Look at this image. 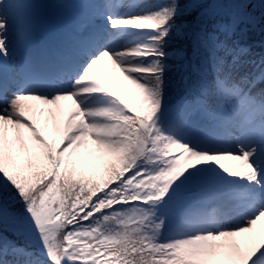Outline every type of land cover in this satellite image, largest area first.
Returning <instances> with one entry per match:
<instances>
[{"label":"snow or ice","instance_id":"1","mask_svg":"<svg viewBox=\"0 0 264 264\" xmlns=\"http://www.w3.org/2000/svg\"><path fill=\"white\" fill-rule=\"evenodd\" d=\"M191 4L100 0L17 59L0 0V264H264V0Z\"/></svg>","mask_w":264,"mask_h":264},{"label":"trees","instance_id":"2","mask_svg":"<svg viewBox=\"0 0 264 264\" xmlns=\"http://www.w3.org/2000/svg\"><path fill=\"white\" fill-rule=\"evenodd\" d=\"M211 2H213V1H211ZM218 2L225 3L227 1L226 0H218ZM191 7H192V4H191ZM222 11H227V10L225 9ZM225 22H227V21H225ZM256 36L257 35H255L254 39L252 40L253 46L249 47L248 54H247V56L244 57L245 62L243 64V66L239 68V71L241 73H247V72L253 71L254 66L251 62L254 61L258 64L261 61V59L264 58L263 47H260V43H261L260 37L257 38ZM171 48L172 47H168L166 50L171 52ZM169 64H171V61H169ZM169 79H170V81H172V90H171L170 96H171L173 103H175L179 99V96L181 94L180 91L177 90V86H176V82H175V79H176L175 72L169 73ZM180 88L182 89L183 85H181ZM260 89H264V83L257 84L255 90L258 91Z\"/></svg>","mask_w":264,"mask_h":264},{"label":"rangeland","instance_id":"3","mask_svg":"<svg viewBox=\"0 0 264 264\" xmlns=\"http://www.w3.org/2000/svg\"><path fill=\"white\" fill-rule=\"evenodd\" d=\"M100 0H98L99 2ZM169 1V0H166V2ZM227 1V0H226ZM125 3H130L131 0H124ZM164 2V3H166ZM74 3H75V0H74ZM182 7V6H181ZM184 8V10L186 9V6L182 7ZM87 9V8H86ZM85 9V10H86ZM68 26H72L71 25V22L68 23ZM31 29H28V32L30 31ZM255 37V34H250V38L248 40V45L250 47V44L252 43V40L254 39ZM257 38L260 37L259 35L256 36ZM260 40H261V43H260V47H263V50H264V38L260 37ZM102 72L104 71L103 69L101 70ZM108 79H110V76L108 77ZM114 86L117 88V89H120V88H124V87H127V83L125 81H123V77L117 73V76H116V81H115V84ZM49 137L52 139V137L49 135ZM225 163H230L229 161H224ZM257 229L258 230H264V222H261L258 224L257 226ZM237 240H241L240 237H237Z\"/></svg>","mask_w":264,"mask_h":264}]
</instances>
